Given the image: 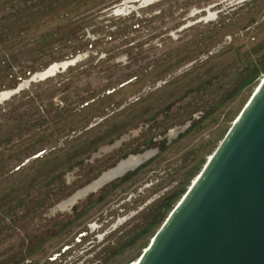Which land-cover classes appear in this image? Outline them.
<instances>
[{"label":"rangeland","instance_id":"obj_1","mask_svg":"<svg viewBox=\"0 0 264 264\" xmlns=\"http://www.w3.org/2000/svg\"><path fill=\"white\" fill-rule=\"evenodd\" d=\"M123 1L125 0H0V91L14 87L21 79L46 68L52 62L78 58L73 65L51 78H62L67 75L71 72L70 68L77 67L81 59L82 55L78 54L77 50L84 32L85 36H92L100 29L98 22L103 25L111 23L107 22V17L114 15L113 11L116 7L120 8ZM158 1L160 0H153V5L144 10V6L147 5L144 0H129L126 3L128 12L125 14L143 13L140 19L145 17L146 20L142 21L140 26L145 28V31L151 26L159 25V21L164 32L161 36L168 37L169 40V35L176 37L175 34L182 29L166 28L163 18L156 15L160 12L161 3L167 4L168 7L170 1L165 0L156 5ZM209 2L210 7L205 12L201 10L203 5L199 8L193 6V9L198 11L195 12L197 16L211 14L210 18L212 21L215 20L208 26L207 23L202 24L199 30H206L215 24L214 31L208 33L207 38L200 39L198 46L191 44L187 48L178 49L176 54L172 52V57H165L159 65L152 68L146 76L151 89L144 95L152 92L154 96L141 104L144 108L153 106L144 115L148 116L156 110L154 103L167 105L164 99L181 95L189 87L193 89L198 87L201 88L199 92L204 89L199 107H204L207 111L195 117L197 122H192L193 126L190 123L185 130L167 138L163 147L159 145L149 148L156 149V154L138 168L132 178L120 183L119 187L116 186L118 188L111 189L110 186L108 192L103 191L104 197L101 201L91 211L84 212L75 223L80 228L87 226L86 224L91 223L96 217V220L101 218L96 226L100 234L98 236L102 237L100 242H77L79 241L77 237L73 240L74 233L67 234L66 230L56 233L53 227L55 219H64L71 214L59 213L60 211L51 214L49 211L65 197L64 195L47 208L49 199H40L43 203L30 211L35 213L38 210L36 218L28 222L25 220L30 213L22 215L25 224L15 230L11 227L20 220L18 218L14 220L12 215H3L6 210L4 209L0 213V264H130L139 257L165 217L202 169L264 74V0ZM188 15L193 17L194 14L190 11ZM190 50L195 52L186 54ZM119 60L120 57L116 59ZM191 60H194L192 66L187 64ZM34 66L39 68L34 70ZM248 76L250 81L245 83L244 79ZM37 82H32L26 89ZM18 94L1 102L0 105L18 97ZM180 104L181 111L186 105L190 108V101ZM172 110H175L174 106ZM160 115L165 116V112ZM24 118H19L15 128L17 131H12V127L6 129V135L16 140L12 150L17 148L18 141L21 142L31 130L29 125H23ZM187 118L184 117L183 121ZM38 122L42 123V120ZM183 125L184 123L174 126L168 132L171 133ZM139 127L133 130L131 137L134 139V145L140 139L157 136L156 125L143 132L142 126ZM4 135L5 133L0 130V141ZM62 137L50 133L39 134L37 141L39 154L42 149H47V152L52 150L48 152L50 156L47 158L52 159L60 148L56 142ZM2 151L0 148V159ZM105 155L106 151L99 157ZM44 159L46 156L42 157L40 154L33 166L24 165L18 173H11V167L2 165L10 174L9 179L25 176L16 186H12L13 190L16 188L18 191L16 196L24 205L30 200L25 199L24 195L29 188L32 192L35 188L37 194L38 191L42 194L44 190L51 191L53 185L63 186L56 183L49 184L52 188L49 185L43 186L45 176L49 174L48 167L44 166ZM38 168L39 176L33 183H29L30 176H35ZM76 173L78 174L74 171L67 172L63 176L68 179L67 182L63 180L64 185L69 186L68 190L72 189L70 193L87 183L76 181L79 178ZM5 186L6 182L0 181V211L6 205L2 203L7 202L4 198L7 195L6 189L4 190L6 193L2 192ZM64 191L65 186L60 195ZM167 196L169 200L166 202L162 217L150 230L142 234L145 223L152 217L149 212L152 213L158 201ZM4 219L9 220L12 225H3ZM77 229L75 227L73 231ZM32 234L37 237L33 238ZM82 239L91 241L88 236Z\"/></svg>","mask_w":264,"mask_h":264},{"label":"flooded vegetation","instance_id":"obj_2","mask_svg":"<svg viewBox=\"0 0 264 264\" xmlns=\"http://www.w3.org/2000/svg\"><path fill=\"white\" fill-rule=\"evenodd\" d=\"M128 1H123L122 6L120 8L116 7L113 11L114 15H111L110 18L107 17V22L111 23L103 25L98 22L97 25L100 29L95 31L94 35L85 36L84 32L79 40V49L77 50L78 54L82 56L78 66L70 68L71 72H68L62 78L54 77L53 79L50 76L38 80L40 82L36 81L37 83L32 84L30 88L23 89L18 94L19 99L16 97L0 105V130L5 133L4 138L0 141V148L3 150L0 159L2 160L0 161V181L6 182L2 192L5 189L7 191V195L4 197L7 202L2 203L6 205L0 213L6 209L3 215H12L14 220L16 218L20 220L11 229L14 228L13 230H15L25 224L22 215L30 213L25 220L28 222L36 218L38 210L35 213L30 211L34 208L37 209L39 204L43 203L40 199H49L50 203L46 206L47 208L63 195L64 198H67L77 190L70 193L72 189L68 190L69 186L64 185V180L67 182L68 179L63 176L67 172H78L76 175L79 178L76 181L88 183L96 174H100L108 166H113L129 154L149 149L152 146L159 147L161 145L163 147L167 142V138L169 139L175 133L178 134L182 131L181 127H178L169 133L170 128L179 126L182 123L185 124L186 121L195 123L197 122L195 117L200 114L203 115L207 111L204 107H199L204 89L199 92L201 88L195 87L193 89L189 86L185 93L171 99H164L167 105L154 103L156 110L148 116L144 115L153 106L144 108L141 104L154 96L151 94L152 92L146 96L144 95L148 92V89H151V84H148L149 80L146 78L149 71L159 65L165 57H172V52L176 54V50L187 48L191 44L198 46L200 39L207 38V34L214 31L215 24L207 27L206 30H199V26L202 24L207 23L208 26L214 23L215 20L212 21L211 14L204 13L201 17L197 16L195 12L198 11L193 9V6L199 8L203 5L204 7L201 10L207 11L210 7V0H169L168 7H166L167 4L161 3L160 12L156 16L163 18L166 28L182 29V31L175 34L176 37L169 35V40L168 37L161 36L164 32L159 21V25L151 26L149 30L145 31V28L140 26L141 22L146 20L145 17L140 19L144 15L143 13L125 14L128 12V5L126 4ZM160 2H165V0L158 1L156 5ZM151 3L152 1L147 3L144 10L150 8L153 5ZM190 11L193 12V17L188 15ZM193 52L195 51L190 50L186 54ZM123 55H125L124 58ZM118 57H120V60L116 61ZM193 61H188L187 64L192 66ZM171 66L172 64L169 65V67ZM37 68L39 67L34 66L33 69L37 70ZM143 71L146 73H142ZM132 89L134 90L130 93ZM185 101H190V108L186 105L181 111L180 103ZM173 106L175 107L174 111L172 110ZM188 109L191 110L184 112ZM162 112H165V116L160 115ZM21 117H25L23 125H29L31 130L28 131V136L24 137L21 142L18 141L17 148L12 150L16 140H12L10 136L6 135V129L12 127V131H17L15 128H17ZM163 117H166V119ZM184 117H188L186 121H183ZM39 120H42V123H39ZM147 124H149L148 127H144ZM154 125H156L155 135L157 136L140 139L134 145V139L131 138L133 130L142 126L143 130L141 132H143L151 129ZM41 133L63 136L56 142L57 147L60 148L51 157L52 159H47L50 156L48 152L52 150L47 152V149H42L40 153L42 157L46 156L43 162L44 166L48 167L49 172L45 176L43 186L46 187L55 183L63 186L53 185L52 188L49 185L52 188L51 191L46 192L44 190L45 192L42 194L39 191L37 194L35 188L33 192L29 188L24 195L25 199L30 200L25 202L24 205L22 200L16 196L18 191H16V188L13 190L12 186H16L25 176L9 179L10 174L6 167H11V173H18V171L21 172L24 165L33 166L40 155L37 141ZM104 151H106V155L99 157ZM143 164L106 184L98 191L89 193L79 199L70 210L56 211L71 214L64 217V219H55L53 227L56 233L66 230L67 234L74 233L73 240L77 237L79 239L77 242H100L102 237L98 236L99 232L96 226L101 218L96 220V217L91 223L86 224L87 226H81L80 228L75 223L84 215V212L91 211L101 201L104 197L103 191L108 192L110 186L111 189L118 188L120 183L132 178L137 172L136 170ZM38 176L39 168L35 176H30L29 183H33ZM64 186L65 191L60 195ZM57 193L59 194L57 195ZM9 194L11 195L9 196ZM166 201L167 197L159 200L152 211L158 209L163 211ZM149 214L151 213L149 212ZM4 220L5 222H1L3 225H12L9 220ZM149 222L148 219L142 234L147 232ZM75 227L78 229L74 232ZM110 228H113V226H110ZM32 236L33 238L37 237L35 234H32ZM87 236L91 241L82 239Z\"/></svg>","mask_w":264,"mask_h":264},{"label":"water","instance_id":"obj_3","mask_svg":"<svg viewBox=\"0 0 264 264\" xmlns=\"http://www.w3.org/2000/svg\"><path fill=\"white\" fill-rule=\"evenodd\" d=\"M77 60L53 62L29 74L0 91V103ZM156 152L146 149L120 159L49 212L70 210L79 199L135 170ZM135 264H264V74Z\"/></svg>","mask_w":264,"mask_h":264},{"label":"trees","instance_id":"obj_4","mask_svg":"<svg viewBox=\"0 0 264 264\" xmlns=\"http://www.w3.org/2000/svg\"><path fill=\"white\" fill-rule=\"evenodd\" d=\"M21 8H22V6H21ZM249 81H250V77L249 76L244 79V82L245 83H248ZM168 200H169V197L167 196V201ZM163 211L161 209H158V210H156L154 212L152 211V213H151V216L152 217H151V220L149 222V228L147 230H150V228H152L155 225V223L157 222V220L162 217Z\"/></svg>","mask_w":264,"mask_h":264},{"label":"bare ground","instance_id":"obj_5","mask_svg":"<svg viewBox=\"0 0 264 264\" xmlns=\"http://www.w3.org/2000/svg\"><path fill=\"white\" fill-rule=\"evenodd\" d=\"M263 76V75H262ZM262 78V77H261ZM136 259H134L130 264H135Z\"/></svg>","mask_w":264,"mask_h":264}]
</instances>
